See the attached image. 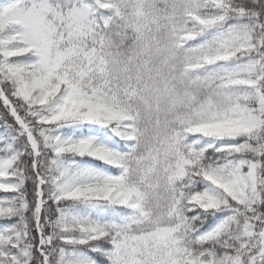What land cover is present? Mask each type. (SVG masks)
<instances>
[{
  "label": "snow or ice",
  "instance_id": "obj_1",
  "mask_svg": "<svg viewBox=\"0 0 264 264\" xmlns=\"http://www.w3.org/2000/svg\"><path fill=\"white\" fill-rule=\"evenodd\" d=\"M0 264H264V0H0Z\"/></svg>",
  "mask_w": 264,
  "mask_h": 264
}]
</instances>
